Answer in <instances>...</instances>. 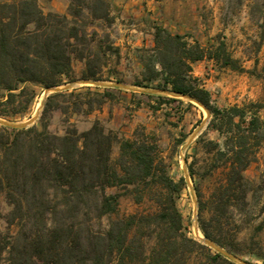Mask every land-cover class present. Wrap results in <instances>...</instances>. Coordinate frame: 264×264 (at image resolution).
<instances>
[{"label": "trees", "instance_id": "trees-1", "mask_svg": "<svg viewBox=\"0 0 264 264\" xmlns=\"http://www.w3.org/2000/svg\"><path fill=\"white\" fill-rule=\"evenodd\" d=\"M85 17L111 23L110 0H70L67 13L46 11L38 0L0 1V118L28 112L37 87L72 79L74 58L84 61L82 78L114 79L104 73L110 54H119V49L98 31L89 32ZM143 52L135 84L200 101L212 115L208 129L222 138L202 133L186 156L204 235L233 254L264 256L242 247L241 225L235 218L236 211L243 216L249 204L251 182L244 171L264 142V117L259 113L264 104L218 106L193 71V64L204 59L221 67H244L219 35L203 44L194 35L160 24L154 25L153 45ZM87 89V96L71 101L74 110L83 105L89 111L101 109L118 97L109 87L94 93L91 86ZM134 93L149 98L146 103L154 111L182 100L163 93ZM74 94L80 95H48L39 123L23 128L0 123V190L10 205L7 229L0 227V264H185L194 256L198 264H240L187 235L177 204L185 179L171 175L172 154L143 125L133 136L107 129L99 119L84 130L70 123L64 134L49 128L51 110L64 109L58 98ZM142 102L135 101L138 106ZM185 136L181 133L176 142ZM199 149L203 155H198ZM206 180L212 186L207 197ZM110 187L124 192L110 193ZM120 194L143 208L104 224V217L116 212Z\"/></svg>", "mask_w": 264, "mask_h": 264}, {"label": "rangeland", "instance_id": "rangeland-1", "mask_svg": "<svg viewBox=\"0 0 264 264\" xmlns=\"http://www.w3.org/2000/svg\"><path fill=\"white\" fill-rule=\"evenodd\" d=\"M38 1L44 10L61 13L68 12L70 2V0ZM110 2L114 16L111 23L104 20H93L90 17H85L83 21H86L89 32L98 31L100 35H104L106 39L108 37L109 42H113L118 47L119 54H110L109 65L104 73V75L112 74L114 79H94L105 84L80 83L60 90L67 93L74 91L80 95L58 98L64 109L51 110L49 128L57 134H64L70 123L75 124L79 130H84L89 128L95 119H99L107 129L116 130L124 136H133L134 130L139 125H143L148 132L154 133L167 153L173 156L170 167L171 175L176 180L181 177L185 179L184 187L177 198L178 207L183 215L184 230L188 236L207 244L203 241L205 235L199 223L195 178L190 174L186 156L193 153V146L202 133H206L207 138L222 141L217 131L208 129L211 113L201 103L186 97H181V101L166 103L162 105L160 111L152 112L146 104L149 98L133 93L131 87H121L116 84L118 82L141 87L136 85L135 81L142 70L143 47L153 45L154 25L160 24L173 32L194 35L203 44L209 43L212 37L217 35L227 42L233 56L238 59V64L244 68L221 67L209 59L199 60L193 64L194 74L199 76L211 91L215 104L221 107L250 101L264 104V0H110ZM126 2H130L129 9H124L121 5ZM84 67V61L74 58V77L67 79L60 86L72 81L86 80L81 77ZM88 86L92 87V93L102 91L104 87L117 92L116 99L108 100L109 102L102 106L106 109L110 107L109 115L107 114V118L104 119L105 122L99 118L103 108L92 111H89L85 105L79 110L73 108L71 101L87 96ZM45 89L37 87L38 95L29 111L9 120H28L39 112L31 125L39 123L47 98L44 94ZM139 98L145 102L140 108L135 103ZM259 113L264 117V108ZM181 133H185L186 136L182 142L177 143L176 140ZM117 151L116 146L114 154ZM198 155H203L202 149H199ZM191 159L190 156L189 161ZM244 173L251 182V189L248 193L247 209L242 211L243 216H240V211H236L235 218L241 225L238 237L243 248L264 254V142ZM211 187L210 181L206 180L203 187L206 197L210 195ZM108 192L123 193L124 188L110 187ZM142 208L143 206L137 204L131 196L120 194L116 212L105 216L103 223L107 224L117 215H128ZM0 209L3 215L0 219V227L6 230V215L10 205L1 190ZM206 215H209L207 211ZM150 244L152 245L153 242ZM207 245L213 251L218 250L214 246ZM233 255L240 261L264 264V256L255 253ZM195 257L187 259L185 264H198L199 259L195 260ZM237 263L243 264L239 261ZM139 264H147V262H139Z\"/></svg>", "mask_w": 264, "mask_h": 264}, {"label": "water", "instance_id": "water-1", "mask_svg": "<svg viewBox=\"0 0 264 264\" xmlns=\"http://www.w3.org/2000/svg\"><path fill=\"white\" fill-rule=\"evenodd\" d=\"M80 83L96 84V85L105 84L104 82H102L100 80H94V79H86V80L72 81V82H69V83H67V84H65L63 86L55 85V86L47 87L45 89L44 94H45V96H48L49 94H51L53 92H57V91H60L62 89H65V88L73 87V86H76V85H78ZM116 85H119L121 87H127V88L131 87V88H133L135 90H138V91H149V92H156V93H167L169 95H174V96H179V97H186V98H188L190 100H193V101H196V102L201 103L200 101L196 100L195 98H192L191 96L183 95V94H176V93L169 92L167 90H162V89H159V88L134 87V86L126 85V84H119L118 82H117ZM38 113L39 112H37L33 117H31L28 120L13 121V120H9V119L0 118V123L1 124H4V125H7V126H10V127H13V128L28 127V126H31V124L35 121L36 117H38ZM203 241L206 242L207 244L211 245V246H214L219 251H221L223 254H225L228 258H230V259H232L234 261H237V262L239 261V262H241L243 264H255V263H248V262L240 261V259H238L231 252H229L228 250L224 249L218 243H216L215 241H213L210 238H207L206 236L203 237Z\"/></svg>", "mask_w": 264, "mask_h": 264}, {"label": "crops", "instance_id": "crops-1", "mask_svg": "<svg viewBox=\"0 0 264 264\" xmlns=\"http://www.w3.org/2000/svg\"><path fill=\"white\" fill-rule=\"evenodd\" d=\"M130 2H126V3H121V5L122 6H124V9H129L130 8ZM63 11V10H62ZM132 92L134 93V92H138V93H140V92H143V91H138V90H135V89H132ZM109 101H111V100H109ZM109 101H107V102H105V103H108ZM152 102H153V100H151ZM104 103V104H105ZM145 102H142L141 103V105H143ZM147 104V103H146ZM141 105L140 106H138V108H140L141 107ZM147 107H148V109L150 110V111H152V112H157V111H160L161 109H158V110H156V111H154L153 109H151L150 108V106L147 104ZM103 109V111L101 112V115L99 116V118L100 119H103V121L105 122V118H107V116L109 115V112H110V107L108 108V109H106V107H102ZM99 110H101V109H99ZM108 110V111H107ZM108 114V115H107ZM108 124H110V123H108Z\"/></svg>", "mask_w": 264, "mask_h": 264}]
</instances>
